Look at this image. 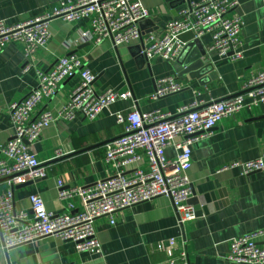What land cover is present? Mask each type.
Instances as JSON below:
<instances>
[{
	"label": "crops",
	"instance_id": "obj_1",
	"mask_svg": "<svg viewBox=\"0 0 264 264\" xmlns=\"http://www.w3.org/2000/svg\"><path fill=\"white\" fill-rule=\"evenodd\" d=\"M64 0H0V22L16 24L45 13H51ZM149 11L141 22L143 33L164 35L167 23L176 18L183 6L180 0H140ZM201 1V0H193ZM239 7L231 14L243 17L240 38L243 57L238 60L221 58L209 50L210 34L198 38L200 46H188L175 61L139 55V44L115 47L111 40L96 43L83 41L82 33L91 29V19L73 22L56 18L51 22V37L45 47L36 48L32 57L24 44L12 41L0 50V143L12 136L9 106L23 99L39 83V74L49 70L63 56L78 55L95 74L94 87L132 91L133 98L118 100L97 118L82 115L67 120L57 118L41 133L35 150L47 170V177L14 188L16 208L29 210V198L40 195L46 208L55 214L74 213L83 209L81 196L59 199L58 180L68 186L90 187L107 178L112 170L105 162L106 145L124 134V126L116 121L117 112H128L137 106L141 112L156 109L178 114L179 108L195 102L227 99L243 93L242 85L250 76L264 71V0H238ZM181 40V39H180ZM183 41V40H181ZM184 42V41H183ZM205 50V54L203 50ZM202 54V56H201ZM201 56V57H200ZM201 58L203 66L191 71L178 67V61ZM26 66H30L26 69ZM174 76L184 85L176 93L153 99L156 80ZM79 73L66 79L43 109L55 115L67 103L69 94L79 81ZM136 100V101H135ZM57 150L64 155L57 156ZM264 150V103L245 108L222 119L211 134L192 146V205L198 215L180 221L172 200L160 196L110 217L97 219L95 226L101 242V253L79 252L73 241L57 236L17 246L3 247L0 238V264H241L229 258L235 238L264 230V172L245 174L234 163L257 160ZM139 167L150 169L149 160ZM167 155L175 156L168 148ZM10 189L0 179V190ZM202 197L204 201L201 200ZM208 210V211H207ZM175 238V261L158 247ZM261 243V241H260ZM186 252L182 259L181 252Z\"/></svg>",
	"mask_w": 264,
	"mask_h": 264
},
{
	"label": "built area",
	"instance_id": "obj_2",
	"mask_svg": "<svg viewBox=\"0 0 264 264\" xmlns=\"http://www.w3.org/2000/svg\"><path fill=\"white\" fill-rule=\"evenodd\" d=\"M177 17L167 23L164 35L144 34L141 22L149 11L140 0H64L59 8L23 20L16 24L0 22V50L12 41L24 44L26 54L32 57L36 48L45 47L51 37V22L61 18L68 22L90 18L91 29L82 33L83 41L96 43L111 40L115 47L139 44V55L150 61L162 58L177 60L185 49L180 40L192 31L195 38L210 34L209 50L221 58L238 60L243 57L240 33L243 17L234 13L238 0H182ZM30 66H26L28 69ZM79 73V81L69 94L67 103L55 115L49 109L36 113L44 100H50L66 79ZM95 74L75 54L58 58L52 67L39 74V83L23 99L12 102L9 116L12 136L0 143V179L10 186L0 190V238L8 251L17 246L57 236L73 241L79 252L101 253L102 247L95 223L101 217H110L124 209L160 196L169 197L180 221L194 219L196 214L189 203L193 189L189 171L192 168V146L209 136L217 124L245 108L252 109L264 103V71L250 76L242 85L241 94L227 99H212L206 104L182 106L174 115L161 109L141 112L137 106L126 113L117 112L116 121L124 126V134L106 145L105 162L111 174L90 187L68 186L58 180L59 199H72L79 195L83 209L74 213L55 214L46 208L44 199L30 196L29 210L16 208L14 188L47 177L44 164L38 159L35 145L43 130L57 118L75 119L78 115L93 120L118 100L134 99L132 91L106 89L98 92L94 87ZM184 85L174 76L156 80L151 97L159 99L181 91ZM136 101V100H135ZM175 156L167 155L168 148ZM145 157L148 171L139 167ZM64 153L57 150V156ZM245 174L264 172L262 156L253 161L234 163ZM261 241V243H260ZM175 261V238L158 245ZM186 259V252H181ZM231 260L241 264H264V230L235 238L231 243Z\"/></svg>",
	"mask_w": 264,
	"mask_h": 264
},
{
	"label": "water",
	"instance_id": "obj_3",
	"mask_svg": "<svg viewBox=\"0 0 264 264\" xmlns=\"http://www.w3.org/2000/svg\"><path fill=\"white\" fill-rule=\"evenodd\" d=\"M180 2H183L182 0H180ZM195 35H194V33L192 32V31H189V32H187V33H184V34H182L181 36H180V39L181 40H183L184 42H187V47L188 46H200L201 45V42H200V40L198 39V38H195L194 37ZM203 50V53L202 54H205L206 52H205V50L204 49H202ZM202 54H201V56H202ZM200 56V57H201ZM196 58V59H192V58H187L186 60H183V61H181V60H179L178 61V67L179 68H184V69H186V70H189V71H191L193 68H195V67H197V66H203L204 64H203V61L201 60V58ZM181 68V69H182ZM233 97V96H232ZM204 198L205 197H202L201 198V200H203L204 201ZM196 199H191V200H189V203L190 202H194ZM208 211V210H207ZM195 214L196 215H198L197 214V212H195ZM100 262V260H98V261H95V262H89V263H85V264H98ZM70 264H78V263H76V262H73V263H70Z\"/></svg>",
	"mask_w": 264,
	"mask_h": 264
}]
</instances>
